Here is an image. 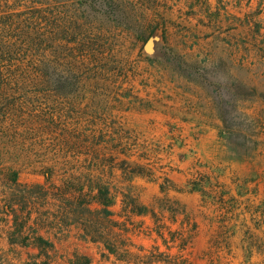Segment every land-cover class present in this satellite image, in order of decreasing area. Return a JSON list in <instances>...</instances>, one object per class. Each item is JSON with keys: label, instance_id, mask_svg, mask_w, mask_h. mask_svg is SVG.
Instances as JSON below:
<instances>
[{"label": "rangeland", "instance_id": "374dc122", "mask_svg": "<svg viewBox=\"0 0 264 264\" xmlns=\"http://www.w3.org/2000/svg\"><path fill=\"white\" fill-rule=\"evenodd\" d=\"M238 6L235 0H0V207L16 208L26 237L29 221L53 214L86 224L107 254L122 261L185 262L182 232L157 216L151 232L126 227L127 209L147 212L146 202L174 215L170 192L187 188L205 197L212 176L207 155L261 174L264 58L245 45L260 38L213 37L210 29L243 18L233 10ZM154 34L160 35L155 53L146 54ZM199 138L213 141L199 148ZM97 185L115 198L118 215L106 206L95 211ZM128 228L155 233L162 249L154 243L133 253ZM40 246V257L25 264H49L48 244ZM75 253L73 264H89ZM0 264L14 262L0 256Z\"/></svg>", "mask_w": 264, "mask_h": 264}, {"label": "crops", "instance_id": "0c3cea01", "mask_svg": "<svg viewBox=\"0 0 264 264\" xmlns=\"http://www.w3.org/2000/svg\"><path fill=\"white\" fill-rule=\"evenodd\" d=\"M235 1L240 6L233 10L240 12L243 18L239 20L232 17L234 21L225 29L214 23L210 27L212 36L221 32L255 34L260 41L254 44L245 42V45H253L264 58V0ZM260 63L264 66V62ZM212 141L199 138L197 146L201 148ZM207 165L212 176L205 197L182 186L180 192H170L176 200V214L169 215L166 209L145 202L147 212L136 214L134 210L127 209L130 222L126 227L128 224L139 225L151 232L156 225L155 216L159 217L161 224L168 226L169 230H178L182 232V237L188 238L186 249L180 252L185 259L183 264H264V168L259 170L260 175H254L255 172L248 165L252 171L248 174L250 170L244 164L220 161L214 154L207 155ZM146 185L156 194L153 184ZM96 195L97 192L92 198L94 209L100 211L105 206L96 200ZM107 199L112 201L106 206L107 209L115 211L112 216L118 215L120 206L115 203V198L109 194ZM27 228L31 229L28 237L22 228H18L16 208L0 207V256L3 259L14 264H25L32 258H39L42 245H38L35 240L40 239L48 244L45 251L49 264H73L75 252L87 258L89 264H142L122 261L107 254L101 240L87 229L86 224L70 222L50 214L46 222L32 224L29 221ZM124 234L132 244L129 245L130 251L138 255L146 253L154 243L162 249L155 233L146 236L128 228ZM176 253L175 249L170 250V255Z\"/></svg>", "mask_w": 264, "mask_h": 264}, {"label": "trees", "instance_id": "16d2710c", "mask_svg": "<svg viewBox=\"0 0 264 264\" xmlns=\"http://www.w3.org/2000/svg\"><path fill=\"white\" fill-rule=\"evenodd\" d=\"M97 188H98V192L96 195V200L104 206H108L112 204V201L107 199V193L102 188H100L98 185H97ZM43 243L44 242H42V240L40 239L37 240L38 245L43 244Z\"/></svg>", "mask_w": 264, "mask_h": 264}, {"label": "water", "instance_id": "95a60500", "mask_svg": "<svg viewBox=\"0 0 264 264\" xmlns=\"http://www.w3.org/2000/svg\"><path fill=\"white\" fill-rule=\"evenodd\" d=\"M159 40H160V35L159 34H154V35L150 36V38L147 40L146 44L149 43L151 48L148 51V50L145 49V46H144V49H143L144 52L146 54L154 55V53H155V45H156V43L159 42Z\"/></svg>", "mask_w": 264, "mask_h": 264}, {"label": "bare ground", "instance_id": "6f19581e", "mask_svg": "<svg viewBox=\"0 0 264 264\" xmlns=\"http://www.w3.org/2000/svg\"><path fill=\"white\" fill-rule=\"evenodd\" d=\"M145 48H146V49H148V51H149V50H150V48H151L150 44H149V43H148V44H146Z\"/></svg>", "mask_w": 264, "mask_h": 264}]
</instances>
